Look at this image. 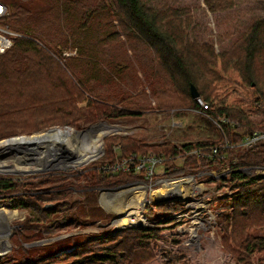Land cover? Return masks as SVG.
Wrapping results in <instances>:
<instances>
[{
  "label": "trees",
  "instance_id": "1",
  "mask_svg": "<svg viewBox=\"0 0 264 264\" xmlns=\"http://www.w3.org/2000/svg\"><path fill=\"white\" fill-rule=\"evenodd\" d=\"M6 1L8 12L5 23L19 36L15 38L13 46L0 56V140L54 122L86 127L107 118H140L143 115L144 107L142 109L140 105L133 106L128 102L129 91L109 90L112 84L107 80L117 72L118 64L106 60L100 69L97 59L88 49L92 45L89 38L92 35L90 20L95 19L98 6H93L87 0H55L50 7L35 10L22 0ZM115 1L120 23H128L159 54L163 64L175 77L177 93L199 111L191 95V85H194L208 104L205 115L209 116V120L212 118V121L219 122L221 127L219 129L214 124L212 131L216 136L203 141L177 144L166 140L160 144L159 150L153 153L167 157L165 164L169 175L187 170L195 173L218 164L214 159L192 156L187 157L181 166H176L175 160L184 152L224 145L226 142L239 143L253 130L264 129V124L250 120L244 109L264 99V19L255 20L234 44L231 52L216 53L209 43L200 46L193 43L188 47L182 42L181 47H176L174 36L163 25L162 18L150 11L142 0ZM205 1L209 9L215 12L233 7L232 0ZM77 6L83 10L81 17L77 14ZM73 49L77 50L79 56L87 58L83 62L93 70H98L95 75L90 70L84 79L77 77L76 65L81 62L78 56L65 58L61 55ZM103 76L104 80L99 86L104 85L109 92L88 84L90 80L101 81ZM65 80L72 84L71 88ZM46 84H50L47 87H52V91L64 90L69 95H65L66 98L60 97V94L54 96L46 89ZM82 96L91 97V100L88 99L87 105L79 108L77 102ZM222 118L227 123H221ZM31 123L33 126L28 127ZM123 141L125 143L120 149L122 154L118 155L109 144L105 154L107 159L81 173L69 175L58 171L27 177H0V206L7 203L13 209H24L36 214L39 216L36 226H41L58 210L57 206L45 208L44 205L54 198L69 194L74 188L67 185L70 180L77 189L81 180L109 187L122 184L125 180L138 179L137 174L106 169L122 157L145 155L148 152L140 151L142 145L136 139L124 138ZM228 154L235 161L229 163L232 171L229 180L233 185L231 192L225 196L226 200L232 202L221 206L223 213L232 207V214L220 226L225 234L223 247L237 264H264V172L252 175L241 172V169L255 167L264 171V144L239 153L229 149ZM156 196L159 197V193ZM150 206L167 211L181 207L175 202ZM230 220L232 233L228 235ZM29 223L27 221L18 225L13 237L17 238L19 244L0 255V264H147L155 254L150 242L161 239L163 231L156 227L123 229L111 234L108 239L72 242L78 245L64 247L68 250L66 253L62 252L64 248L54 251L52 245H45V249L39 253L46 251V254L32 256L33 251L22 244L32 242V238L27 239L28 232L38 233L39 227ZM257 229L260 232H255ZM33 238L37 239V236ZM99 243L114 245H108L99 253L96 249ZM85 254L87 256L84 257ZM67 258H74V261L67 263Z\"/></svg>",
  "mask_w": 264,
  "mask_h": 264
},
{
  "label": "rangeland",
  "instance_id": "2",
  "mask_svg": "<svg viewBox=\"0 0 264 264\" xmlns=\"http://www.w3.org/2000/svg\"><path fill=\"white\" fill-rule=\"evenodd\" d=\"M1 1L7 4L6 0ZM22 1L29 3L35 10L48 8L55 2V0ZM87 1L92 2L93 6L96 5L99 9L95 19L90 20L92 35L88 37L91 39L92 45L88 49L97 59L98 68H103V63H106V60L118 64L117 72L111 74V79L108 78L107 80L112 84L109 90L111 92L129 91L130 99L128 102L133 106L140 105L142 109L144 107L143 115L140 118H107L95 121L86 127L54 122L41 126L39 129H28L9 137L26 136L15 141L4 142L9 138L1 139L0 177H27L58 171L69 175L81 173L100 165L107 159L105 154L109 144L115 148L118 155L122 154L120 149L121 145L125 143L124 138L140 141L142 145L140 151L142 153L148 151L145 155L140 156L146 158L153 151L159 150V145L166 140L184 144L192 141H203L215 135L212 131L215 126L212 118L209 120V116L200 114L197 109L191 107L187 100H184L182 95L177 93L175 77L163 64L159 54L151 49L137 32L128 26V23H120L116 1ZM142 2L150 11L155 12L158 18H162L163 25L174 36L176 47H181L182 42L188 47L193 43H197L199 46L209 43L216 53L231 52V48L247 32L250 25L257 19H264V0H232V8L216 12L209 9L205 0H142ZM76 11L81 17L83 11L81 7L77 6ZM61 55L65 58L78 56L81 62L76 65V75L81 79L88 76L90 70L92 75L98 71L93 70L89 64L83 62L87 58L79 56L76 49L64 51ZM104 77H101L99 82L98 80H90L88 84L100 87L98 90L103 89L109 92L104 85L99 86ZM65 83L69 88L72 87L70 82L65 80ZM49 85L46 84V89H49V92L53 93L54 96L60 94V97H65V95H69L64 90L54 89L52 91V87H47ZM262 92L264 93V87ZM45 93L43 92V94ZM88 99L90 101L91 97L82 96L77 102L78 107H85ZM261 102H264V99L258 103ZM250 108L251 106L248 105L244 109L247 111ZM249 119L262 125L264 124V113L254 111ZM32 126L31 123L28 127ZM56 128L75 133H85L94 128L96 139L92 143L94 146H101V149L91 160L80 164L74 163L73 158L68 155L69 167L47 165L49 160L39 159L45 148L41 143L39 134ZM257 130L264 131V129ZM33 147L36 150L40 149V153L34 157L37 159L35 162L28 161L30 157L24 151V148ZM60 149L51 155L53 160L60 159L61 155L67 156V152L63 154ZM181 165V162L178 161L176 166ZM215 170V167L207 169L201 175L199 172L194 173L187 170L173 176L169 174H167L168 177L164 176L170 180L173 179L172 181L165 179L172 183L166 185L164 189L167 190L165 193L173 192L170 197H173L174 200L167 202L180 204L181 207L178 210L167 211L150 206L151 204L162 206L166 203L162 201L168 200H159V197L156 196L157 192L155 191L162 188V183L156 182L159 178V165L157 166L158 178L152 179L151 186L150 183H146L147 181L144 183L147 185L142 195L145 198H140L142 196L135 197L137 194L131 192L134 187H139V189L144 187L141 184L144 181L143 173L139 175L138 179L125 180L122 184L109 187L103 184L96 186L92 183H85L80 179L81 182L76 189V184L70 180L67 185L74 188L69 194L54 198L52 202L44 205V207L49 204L57 206L58 210L46 220L44 219V224L41 226H36L39 218L36 214L24 209H13L9 204L3 203L0 206V255L18 246L17 238L13 237L14 232L18 225L30 221L29 224L31 225L32 222V225L39 227V230L38 233L37 231L28 232L30 234H28L29 238L27 239L32 238L33 241L25 242L22 245L33 251L32 256L46 254V251L39 253L41 249H45V245H52V250L55 251L59 248L78 245L72 242L108 239L111 234H115L116 228H121L118 230L120 231L156 227L162 228L163 231L161 239L150 242L155 254L154 258L147 264H237L230 252L223 247L225 234L220 227L222 221H225L226 217L228 215L230 217L232 214V207L226 213H223L222 207L227 202H232L226 200L225 196L231 192L233 184L230 185L229 181H223ZM263 172L257 167L249 168L247 175ZM225 176L223 175V177ZM136 183L138 185H135ZM126 190L129 191V194H127L128 191L125 192ZM177 194L179 195L177 196ZM146 199L147 204L142 209ZM133 207L137 208L136 212L139 211L145 215L147 222H141L138 225H115ZM228 223L230 228L228 235H231L232 221L230 220ZM121 225L123 224L121 223ZM255 232L258 233L260 230L257 229ZM35 236L37 239L33 238ZM232 242L229 241V243ZM98 245L100 246H96V249L101 253V249L108 245L112 247L114 244L99 243ZM66 251L68 250L65 249L62 252L66 253ZM104 252L103 250L102 253ZM170 259L171 262H169ZM72 261L74 258L65 260L67 263Z\"/></svg>",
  "mask_w": 264,
  "mask_h": 264
},
{
  "label": "built area",
  "instance_id": "3",
  "mask_svg": "<svg viewBox=\"0 0 264 264\" xmlns=\"http://www.w3.org/2000/svg\"><path fill=\"white\" fill-rule=\"evenodd\" d=\"M7 12L8 10L6 5L0 0V56L13 46L15 38L19 36L18 33L10 29L9 26L5 23ZM194 99L200 108L198 112L205 114L204 111L208 109V104L200 95ZM254 111H257L259 113L260 112L264 113V102L256 104L255 107H251L250 109H247L246 112L249 114V116H251V113ZM220 122L227 123V120L225 118H222ZM214 123L215 125H217L219 129L221 128L219 126V122L214 121ZM260 143H264V131L261 132V130H253L252 132L244 136L239 143L232 144L230 142H226L224 145L213 146L202 150H192V151L184 152L175 160V164H177L178 161H180L181 164H183V162L187 157H192V156L214 159L218 163L216 164L217 166L215 167L216 168L215 171H217V175H219L220 178L222 177L223 181L230 182L229 179L232 171L230 170L229 163L235 160H231V156H229L228 150L234 149L238 153L245 152L250 148L258 146ZM166 158L167 157L161 153L159 154L152 153L148 155L146 158L135 154V155H130L129 157H122L121 159L117 160L113 165L106 167V169L110 170L111 172H126V173H131L133 175L136 174L140 175L141 173H143L144 181H142L143 183L141 184L147 187V185L144 184L145 181H147L146 183H150L151 186L152 179L158 178L157 166L159 165V178L157 179L156 182L162 183V188L158 189L155 192H157V194L159 193L160 196L162 195V191L164 190V187L172 183L168 181L173 180V179L170 180L169 178H165L168 177L167 174L169 172L168 166H166L165 164ZM168 159H170V157ZM248 170L249 168H244L241 169V172L247 174ZM204 171L207 170L205 169L203 171H198L199 175L203 174ZM223 175L226 176L223 177ZM165 179H168V181H166ZM135 185H138V183H136ZM146 204H147V199H146V203L142 205V209L145 208ZM151 205H155V204H151ZM137 212L139 213V211ZM139 214L144 218V223H146L147 219L145 215L142 213Z\"/></svg>",
  "mask_w": 264,
  "mask_h": 264
},
{
  "label": "bare ground",
  "instance_id": "4",
  "mask_svg": "<svg viewBox=\"0 0 264 264\" xmlns=\"http://www.w3.org/2000/svg\"><path fill=\"white\" fill-rule=\"evenodd\" d=\"M95 131L96 130L94 128H91V129H89V131H87L85 133H75V132L70 131V130L65 131L63 129L61 130L60 128H56V129H52V130L47 131V132L40 133L39 138H40L41 143L43 144V146L45 148L43 149L42 155L39 157V159H41L43 161L49 160V162L47 161L48 163H46V164L50 165V166L53 165L55 167H69L68 163H70V162H69L68 155H70L73 158L74 163H77V164L91 160V158L95 157L97 152L100 151V149H101V146L97 147L98 145L94 146V144L92 143V141L94 139H96V137H94ZM19 138H22V137H18L16 139H19ZM16 139L9 140V141H15ZM4 142H8V141H4ZM61 146L64 147L63 154L67 152L66 153L67 156L61 155L60 159H58V160L54 159L53 160L51 155L55 154V152L58 151L61 148ZM84 147H86V148L84 149ZM79 151H81V152H79ZM50 159H52V160L50 161ZM141 189H139V187H134L131 190V192H132V194H137L135 197H139V196L143 195V192H145L146 187L144 186ZM177 190H179V189H177ZM172 193H171V191H169L167 193L162 192V195L159 196V200H161V199L162 200L173 199V197H170L171 196L170 194H172ZM178 195L179 194H177V196ZM140 198H145V197L142 196ZM136 209L137 208H135V207L130 208V212H127L121 220H119L118 222L115 223V225L127 226V225H133V224L138 225L141 222L144 223L143 217L138 212H136ZM121 223L123 225H121Z\"/></svg>",
  "mask_w": 264,
  "mask_h": 264
},
{
  "label": "water",
  "instance_id": "5",
  "mask_svg": "<svg viewBox=\"0 0 264 264\" xmlns=\"http://www.w3.org/2000/svg\"><path fill=\"white\" fill-rule=\"evenodd\" d=\"M191 95H192V97L193 98H196V97H198L199 95H200V93L198 92V90L196 89V87L194 86V85H191ZM52 130V129H51ZM48 131H50V130H48ZM18 137H25V136H18ZM18 137H13V138H9V139H6V140H4V141H9V140H14V139H16V138H18ZM29 137H31V136H29ZM3 142V141H2ZM63 149H64V147H62L61 146V149L60 150H62V152H63ZM24 151H26L27 152V154L29 155V159H28V161H34L35 162V160H37V159H35L34 157H36L40 152V149H35L34 147L33 148H24ZM22 162H24V161H22ZM26 162V161H25ZM36 171H38V170H36ZM41 171H43V170H41ZM45 171V170H44ZM171 200H174V199H170V200H166V201H162V202H167V201H171ZM158 205V204H157ZM49 207H52V205L51 204H49V205H46L45 206V208H49ZM119 229H121V228H116V230L114 231V233H116Z\"/></svg>",
  "mask_w": 264,
  "mask_h": 264
},
{
  "label": "flooded vegetation",
  "instance_id": "6",
  "mask_svg": "<svg viewBox=\"0 0 264 264\" xmlns=\"http://www.w3.org/2000/svg\"><path fill=\"white\" fill-rule=\"evenodd\" d=\"M50 208V207H49Z\"/></svg>",
  "mask_w": 264,
  "mask_h": 264
}]
</instances>
